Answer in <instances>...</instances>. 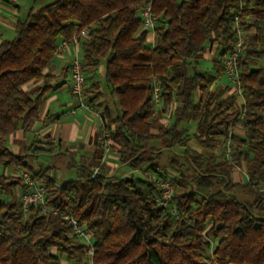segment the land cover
Wrapping results in <instances>:
<instances>
[{
  "label": "trees",
  "instance_id": "trees-1",
  "mask_svg": "<svg viewBox=\"0 0 264 264\" xmlns=\"http://www.w3.org/2000/svg\"><path fill=\"white\" fill-rule=\"evenodd\" d=\"M43 1L32 0L16 37L0 45V141L32 133L55 90L56 79L46 70L60 41L87 30L79 37L89 80L84 98L90 103L103 98L98 81L103 65L106 92L117 102L97 107L102 136L123 167L144 177L108 176L100 148L95 179L91 168L82 167L77 179L59 185L50 168L35 171L27 155L3 148L0 264H264V0H53L37 8ZM148 5L151 29L141 15ZM239 33L243 106L228 90H210L226 76L223 62ZM213 49L219 60L211 73L202 72L201 61ZM30 84L37 87L25 89ZM174 106V121L162 123ZM190 122H195L191 135ZM193 139L202 153L190 148ZM32 143L30 151L39 146ZM163 149L182 150L194 170L191 182L160 170ZM179 157L170 159L172 169L181 167ZM8 169L44 187L47 213L42 205L23 209L20 195L30 188L20 175L8 176ZM158 180L173 184L178 218L157 203ZM66 215L91 234L92 255Z\"/></svg>",
  "mask_w": 264,
  "mask_h": 264
},
{
  "label": "crops",
  "instance_id": "crops-1",
  "mask_svg": "<svg viewBox=\"0 0 264 264\" xmlns=\"http://www.w3.org/2000/svg\"><path fill=\"white\" fill-rule=\"evenodd\" d=\"M32 0H0V45L4 41H12L16 37V25L18 21L24 18L31 9ZM15 35V37H14ZM14 37V38H13ZM148 41L151 46L155 44V36L150 33ZM62 41H60L61 44ZM74 48L70 50L60 51L50 66L47 68L46 73L55 77V90L53 94L49 96L40 108V121L34 126L31 138L34 143L41 142L46 143L47 141H52L58 144L61 150L67 152V154H75V156H86L88 158L94 159L98 153V150L102 148L105 150V154L101 159V165L106 169H117L120 165L118 155L110 149L106 148V144L102 142V132L104 130L102 119H90L86 115L93 114L99 117L100 113H96L93 105L90 108H84L85 111L82 115L78 116L79 103L76 99H72L70 108H68L69 116L72 118L78 116V119H70L67 123H62V126L56 123H60L63 119V108L68 106V103L63 99V82L64 80H71L69 74V64L72 58V52ZM81 53V47L79 48V54ZM100 77L104 79L105 77V67L102 65L99 68ZM62 80V82H59ZM221 82H219L220 84ZM37 85L30 84L25 87V89L32 91ZM224 90H228L225 85H221ZM88 88V87H86ZM199 97V96H198ZM86 99V98H85ZM75 110L74 113H72ZM61 113V115H60ZM98 115V116H97ZM101 118V116L99 117ZM162 123L168 124L167 121L162 119ZM50 125H57L55 130V137H47V132ZM107 135V134H106ZM26 136L22 132H18L15 136L10 137L11 143L14 140L25 141ZM31 142V140H30ZM111 145V142H108ZM96 166L92 167L91 170L95 169ZM15 176L19 173L14 172ZM237 179L240 177L236 176Z\"/></svg>",
  "mask_w": 264,
  "mask_h": 264
},
{
  "label": "rangeland",
  "instance_id": "rangeland-1",
  "mask_svg": "<svg viewBox=\"0 0 264 264\" xmlns=\"http://www.w3.org/2000/svg\"><path fill=\"white\" fill-rule=\"evenodd\" d=\"M53 0H44L42 3H40L37 8H40L41 6H45L49 3H51ZM15 37V35H14ZM13 37V38H14ZM80 60L82 62V51L79 54ZM219 60V57L216 54V50H209L207 52V54L204 56V60L201 61V66L200 69L202 72L207 71L209 73L212 72V65L213 62ZM100 76V74H99ZM98 76V77H99ZM86 77V76H85ZM89 78V77H87ZM97 79V78H96ZM101 82V86H102V91H104L103 93V98L101 99H97L95 101H93L92 103H90V101L85 98H83V103H84V108H87V106L90 108V105L92 104L93 107L95 108V112L96 113H100L99 105H104L107 103L109 105H111L112 107H114V104L117 102L116 97H111L110 95L107 94L106 92V88L104 86V79L102 77L98 78ZM89 80L86 79V87L89 86ZM59 82H62V80H60ZM221 83L219 84H215V85H211L210 90L215 91V93H220L222 91H225L223 87H221V85H225L226 87H230V83L228 81L227 76H225L223 79H221L220 81ZM63 91L61 95L65 96L63 97V99L66 101V103H68V106L63 108L62 112L63 114V119H61L60 123H56L62 126V123H67L70 121V119H78V116L82 115V112L80 111H85L84 108H81L82 110L78 111V116L72 118V116H69V114L67 113L69 110L68 108H70V105L72 103V99H74L70 93V89L72 86V80H64L63 82ZM53 93L51 92L50 94H48V96L46 97V99L51 96ZM198 94L196 95V99H198ZM73 104V103H72ZM156 110L160 109V102L159 100H157L156 102V106H155ZM176 111V106L171 107L167 114L163 117V120L167 121L169 124L172 123L174 121V114ZM61 115V113H60ZM86 115L88 117H90V119H102L99 118L101 116V113L99 114V117L94 116L93 114L90 113V115L88 113H86ZM98 116V115H97ZM103 120V119H102ZM104 126V123H103ZM57 128V125H50L48 132H47V137H51L54 136L55 137V130ZM186 128L188 130V133L191 135L194 133L195 131V122H190L186 125ZM106 135V134H105ZM103 137V136H102ZM105 136L103 137V143L105 142L104 140ZM31 140V142H30ZM33 140L31 138V134L26 135L25 141H18V140H14L11 143V139H6V140H2L0 141V151L3 148H9L15 155H27L28 156V163L31 164V166L33 167V169L35 171H41L47 168L51 169V175L55 176L56 181L59 185H62L66 182H69L71 180H75L77 179L78 175H79V170L82 167H87V168H92L95 166L96 161H94V159L88 158L86 156H75V154H67V152L61 150L60 146L58 144H55V146H51L52 148H47L46 150H39L36 149V146L32 149V151H30L31 145ZM49 142V141H47ZM46 142V143H47ZM38 143V144H37ZM36 144L39 146H44L43 144H40L41 142H37ZM45 143V142H44ZM47 147V146H44ZM49 147V146H48ZM106 148H108V145L106 144ZM190 148L196 150L199 153L203 152V147L202 145L196 141V140H192V142L190 143ZM36 149V150H35ZM163 154L160 157L159 161H158V165L160 166V170L162 172H166V174L170 177H182L185 179V181L187 182H191L193 177H194V173H193V168L190 167L189 163L187 161H185V159L183 158V156L181 155L182 150L181 149H173V150H162ZM222 151H217V153H221ZM179 157V164H180V168L178 169L180 172H178V170L172 169L170 167V159L174 158V157ZM5 170L3 167H0V174L4 173ZM14 172L19 173V175H22V171L21 170H17L14 171L12 169H8L6 170L7 175H13ZM108 176L111 177H115V178H125V177H134V178H142L144 177V173L141 171H131L130 169H128L127 167H123L121 164L118 166L117 169L111 170L106 168L105 172ZM148 174V173H147ZM241 173H239V171L235 174V176L240 177ZM19 189L16 190V193L19 194ZM241 195L242 198H246V199H250L248 196L243 195V194H239ZM63 263H67V261L63 260Z\"/></svg>",
  "mask_w": 264,
  "mask_h": 264
},
{
  "label": "built area",
  "instance_id": "built-area-1",
  "mask_svg": "<svg viewBox=\"0 0 264 264\" xmlns=\"http://www.w3.org/2000/svg\"><path fill=\"white\" fill-rule=\"evenodd\" d=\"M151 7L150 5L147 6V8L141 13L142 18L144 19L146 28H153V22L151 20L150 16ZM87 30H83L80 32L79 35H75L72 40L70 41H62L61 44L58 46V53L63 50H70L72 47L74 48V51L72 52V58L69 64V74L70 78L72 80V86L70 89V93L74 99H76L79 103V108H84L83 98H84V92L86 89V77L84 73V68L82 65V62L79 57V37H86L87 36ZM238 42L236 44V48L232 53L224 60L223 64L226 70V76L228 78V81L230 83V87L228 89V94L233 93L237 97V102L239 106H243L245 101L243 97V93L241 90H239V72L237 68V60L238 57L243 52V41L241 38V34L239 33ZM75 110L72 112L74 113ZM238 128H241L239 125ZM105 139V138H104ZM108 142H110L108 139H105L104 144L108 145ZM231 140L228 138L225 141L226 146V157L227 159L231 156V147H230ZM100 168H95L92 171V175L90 176V179H95ZM23 182L29 186L30 190L29 192L21 193L20 198L22 202V207L24 210H27V208L30 205H42L43 206V212L47 213L48 208L44 206L45 202V189L41 185H35L32 180L30 179L29 175L27 173H22L21 175ZM158 186L161 190L160 196L156 199L157 203L167 209H171V212L176 218H178L177 213L175 209H172V200L175 194V188L173 184L168 180H158L157 181ZM56 214V213H55ZM64 219L67 221V223L71 226L72 232L75 237L82 239L84 243L88 247V253L90 255L93 254V247H92V236L88 232H86L82 226L78 223L76 219H74L70 215H66Z\"/></svg>",
  "mask_w": 264,
  "mask_h": 264
},
{
  "label": "water",
  "instance_id": "water-1",
  "mask_svg": "<svg viewBox=\"0 0 264 264\" xmlns=\"http://www.w3.org/2000/svg\"><path fill=\"white\" fill-rule=\"evenodd\" d=\"M36 149H39V150H46L47 148L44 147V146H36ZM36 149H35V150H36Z\"/></svg>",
  "mask_w": 264,
  "mask_h": 264
}]
</instances>
